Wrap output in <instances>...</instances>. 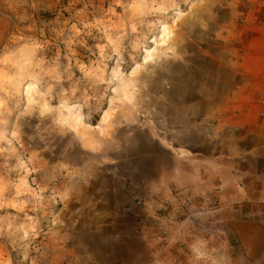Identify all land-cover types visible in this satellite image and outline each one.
Here are the masks:
<instances>
[{"label": "rangeland", "instance_id": "rangeland-1", "mask_svg": "<svg viewBox=\"0 0 264 264\" xmlns=\"http://www.w3.org/2000/svg\"><path fill=\"white\" fill-rule=\"evenodd\" d=\"M263 13L264 0H0V264H74L80 206L100 203V172H124L108 141L147 132L173 147L194 138L178 126L214 124L208 80L233 73L246 18ZM122 183L120 205L138 201L142 182Z\"/></svg>", "mask_w": 264, "mask_h": 264}, {"label": "crops", "instance_id": "crops-1", "mask_svg": "<svg viewBox=\"0 0 264 264\" xmlns=\"http://www.w3.org/2000/svg\"><path fill=\"white\" fill-rule=\"evenodd\" d=\"M246 22L233 73L223 68L208 80L222 95L214 124L178 126L194 138L173 147L147 132L108 141L118 150L111 168L124 172H100L103 184L111 178L100 203L80 206L68 246L74 264H264V13ZM230 93L234 104L224 102ZM123 177L142 182L138 201L120 205L114 188ZM188 197L207 210L184 216ZM162 203L170 209L165 243L152 223Z\"/></svg>", "mask_w": 264, "mask_h": 264}, {"label": "built area", "instance_id": "built-area-1", "mask_svg": "<svg viewBox=\"0 0 264 264\" xmlns=\"http://www.w3.org/2000/svg\"><path fill=\"white\" fill-rule=\"evenodd\" d=\"M183 215L189 216L196 211L204 213L207 208L205 205H198L192 198H186L184 200ZM197 207L199 210H197ZM170 209L166 203L160 204L159 208L155 211L153 216V226L156 231L155 239L160 243H165L169 237V218ZM258 215L264 219V210L259 211Z\"/></svg>", "mask_w": 264, "mask_h": 264}, {"label": "bare ground", "instance_id": "bare-ground-1", "mask_svg": "<svg viewBox=\"0 0 264 264\" xmlns=\"http://www.w3.org/2000/svg\"><path fill=\"white\" fill-rule=\"evenodd\" d=\"M171 36V30L170 29H164L163 34H162V41L163 43L166 42V39L169 38ZM148 57H152V53H148ZM134 91V90H133ZM135 93V92H134ZM131 94V93H130ZM130 94H124V99L126 101L130 100ZM131 95H135V94H131ZM123 99V98H122ZM133 99V98H132ZM113 110L112 109H108L102 117L101 120V132L103 130H107L109 131L112 127V119H113ZM71 128H73L74 132H76V134L81 137L83 144L89 147H94L96 141L94 140V136L92 137L89 133H88V128H85L83 122H82V116L80 112H76L74 114L71 115ZM100 129V128H99ZM100 132V134H101ZM102 137V136H101Z\"/></svg>", "mask_w": 264, "mask_h": 264}, {"label": "trees", "instance_id": "trees-1", "mask_svg": "<svg viewBox=\"0 0 264 264\" xmlns=\"http://www.w3.org/2000/svg\"><path fill=\"white\" fill-rule=\"evenodd\" d=\"M49 17H50V16H49L48 13H42V14H41V18H43V19H47V20H48Z\"/></svg>", "mask_w": 264, "mask_h": 264}]
</instances>
